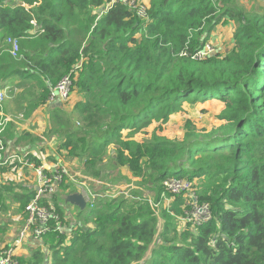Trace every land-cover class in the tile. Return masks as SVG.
<instances>
[{"label":"trees","instance_id":"obj_1","mask_svg":"<svg viewBox=\"0 0 264 264\" xmlns=\"http://www.w3.org/2000/svg\"><path fill=\"white\" fill-rule=\"evenodd\" d=\"M112 1L0 0V84L18 76L38 82L37 109L49 100L50 85L75 78L73 91L82 100L68 119L55 110L53 124L64 133L58 158L50 161L79 164L107 196L94 209L78 207L82 221H76L64 203L72 204L68 197L78 189L65 178L53 202L67 231L31 237L33 250L19 264H264V15L247 13L234 0H150L143 18ZM230 23L233 48L197 56L217 27ZM9 37L20 41L17 59ZM210 101L225 107L214 132L194 128L183 141L160 135L186 105ZM23 144L46 148L9 122L0 134V161L14 151L42 165ZM6 168L17 180L18 163ZM196 178L205 181L188 197L163 199L165 181ZM29 180L18 178V190L0 189L12 194L22 227L36 196ZM130 180L139 188L126 193L121 187ZM194 200L210 206L211 219L179 227ZM151 201L161 206L154 209Z\"/></svg>","mask_w":264,"mask_h":264},{"label":"rangeland","instance_id":"obj_2","mask_svg":"<svg viewBox=\"0 0 264 264\" xmlns=\"http://www.w3.org/2000/svg\"><path fill=\"white\" fill-rule=\"evenodd\" d=\"M235 7L242 8L247 13H258L260 15H264V0H234ZM140 3H143L147 7L150 6V0H139ZM235 25L233 23L230 24H221L217 27L216 31L212 34V38L210 42L208 43L209 47L212 49V53L215 54V52L219 51V54L221 56L226 55L234 45V39L233 35L235 33ZM2 36L0 35V41ZM217 50V51H216ZM215 51V52H214ZM210 54V53H209ZM14 79L18 80L21 87L18 90H14V96L12 95L11 87H8V93L6 100L3 104V109L7 108L9 111L10 105L13 106L14 111L19 112L17 115V118H11L13 115L9 111V114L11 115V119L14 120L15 125L19 129L27 128L28 130L32 128H37L36 133L39 135V140L46 143V151L45 152H38L39 155H42L43 163L47 164H53V162L50 161V159L58 158L57 151H56V144L59 143V140L62 139L61 135L64 133V131H60L59 128L53 124L52 117L53 113L52 111H40L39 114H37V119L39 121L36 122V118L34 119V111L36 110V105L39 103L37 92L39 91L38 88V82L23 79L21 77H13ZM3 87L7 88L4 83L1 84ZM7 88V89H8ZM82 100V97L77 93V91H72L70 99L67 103H59L62 106H64V109L60 114L64 116L66 119H68L69 114L72 113L75 104L77 101ZM49 103V102H48ZM16 107L15 108V105ZM31 104L33 105V108L31 110V119L26 123L22 124V121H24L25 113H26V107ZM53 104V103H50ZM25 109V110H24ZM186 111L180 113L177 116H174L171 121L164 127L165 130L160 135L162 137H165L169 140L174 141H183L185 133L189 130H193L194 128L197 130H201L204 134H209L214 132L219 126L223 124L222 116L223 112L225 110L224 104L220 101H210L204 104H196V105H186L185 106ZM13 111V110H12ZM187 121H190L192 124L188 125ZM74 124L77 127H80L79 121H74ZM29 127V128H28ZM24 132V131H23ZM20 135H22V131L19 132ZM41 137V138H40ZM202 140V139H201ZM25 152V151H23ZM15 152L12 151V154ZM62 166H65L69 173L75 178V181L77 183H83L85 186H83L86 189H93L92 183L95 182L92 178H87L86 176L82 175L83 167H81L79 164H71L70 161H68L66 158H59ZM109 160V159H108ZM107 160V161H108ZM31 162V161H30ZM49 162V163H48ZM142 163H147V159H142ZM32 163V162H31ZM1 167H4L5 173L2 172L3 169H0V189L5 185L9 186L10 184H13L14 188L18 190V187H20L18 183V173L17 180L15 179L14 175H11V170H9L7 165L8 163L1 162ZM108 168H111L110 165H107ZM8 170V171H7ZM21 170H17L19 172ZM22 172V171H21ZM74 173V174H72ZM31 178V176H30ZM121 181L124 182L125 175L120 176ZM30 181V180H29ZM202 181H205L204 178L198 179L196 178L195 181H192L193 189L194 185H198V183H201ZM126 185H131L127 187H121V189L126 190V193H128V189L131 188H139L137 185L136 180H130L125 182ZM75 185V184H73ZM16 186V187H15ZM136 187V188H135ZM144 190L147 191V188L142 187ZM1 191V198H0V236L6 235L9 238H13L12 235L17 234V230H19L23 223V213L19 211L18 206L14 205L12 203V194L8 192ZM79 190H78V192ZM82 193V191H81ZM98 193V192H97ZM191 195V194H189ZM186 194V196H189ZM64 203V202H63ZM171 202L168 200L167 205H170ZM64 206L66 207V211L69 215L73 216V219L75 217L77 218V215L79 214V209L75 205L64 203ZM76 221H82L80 219H75ZM74 220V223L76 222ZM83 223V222H82ZM179 227H185L183 225V221L179 219ZM91 226V224H90ZM0 243L2 245L5 244L2 240H0ZM30 245H23L21 247V250L19 249L18 255L24 256L28 258L30 255L29 253L32 251Z\"/></svg>","mask_w":264,"mask_h":264},{"label":"built area","instance_id":"obj_3","mask_svg":"<svg viewBox=\"0 0 264 264\" xmlns=\"http://www.w3.org/2000/svg\"><path fill=\"white\" fill-rule=\"evenodd\" d=\"M116 2H122L130 8L137 10L139 15L143 18L147 17V7L142 5L139 0H113L112 4ZM23 7L26 8L25 6ZM109 8L110 5L106 10H109ZM5 42L9 46V53L11 56L17 59L20 52V41L16 38L9 37ZM211 51L212 49L207 46L206 51L204 53H199L197 56L205 57L209 55V53L212 54ZM76 69H79V67ZM74 83L75 78L69 75L64 77L57 85H50L48 102L67 103L73 91ZM7 93L8 89L0 84V116L2 118L0 123V134L4 131L5 126L9 122L13 123V120L3 112V104L6 100ZM2 150L4 151V149ZM1 162L8 163V165L14 162L18 163V170L22 171L17 172L19 178L25 181L28 179L33 180V188L36 191V196L25 209L27 218L25 225L18 232L16 243L9 245V247L0 244V264H19L17 260L19 257V249L21 250L23 245L28 244L29 239H32L31 237L37 240L49 233H65L67 231L65 223L57 211V206L53 202L54 195L57 193V187L61 186L65 178H70L71 182L75 184L74 186L79 190L80 194L83 195L90 209H94L100 201L107 198V196L103 195L101 192L97 193L94 186L93 189L88 190L83 187L85 184L77 183L75 178L69 173V170L61 164L43 163L40 166H36L29 160L24 159L22 155L18 153L12 154V152L4 155L0 161V167L2 165ZM92 185H98V183L95 181ZM163 186L165 191L163 199L165 201H167L165 198L167 193L177 196L184 193L191 194L194 190L193 184L187 180L165 181ZM44 201L48 202V204L45 205ZM151 204L154 209H158L161 206V203L154 204L153 201H151ZM189 205V211H187L185 217L181 219L183 224L201 225L211 219L210 206L208 204L201 205L197 200H194Z\"/></svg>","mask_w":264,"mask_h":264},{"label":"crops","instance_id":"obj_4","mask_svg":"<svg viewBox=\"0 0 264 264\" xmlns=\"http://www.w3.org/2000/svg\"><path fill=\"white\" fill-rule=\"evenodd\" d=\"M0 45H4V43H3V40H1L0 41ZM4 85L8 88V87H11V90H12V95L14 96V90H18V89H20L21 87H19L20 86V83H19V81L18 80H16V79H14L13 77L12 78H10L9 80H8V82H4ZM8 90H9V88H8ZM37 95H38V99H39V94L37 93ZM15 106V108H17L16 107V104L14 105ZM58 109H60V110H62V109H64V106H62L61 104H59V103H53V104H50V103H48V101H47V103L45 104V105H42L41 107H39V108H37L35 111H34V116H33V118L35 119L36 117H37V114H39L40 113V111H52V113L53 112H55V110H58ZM5 110V109H4ZM6 110L7 111H3L4 112V114L5 115H7L8 117L10 116L11 117V115L9 114V111L11 112V114L13 115L11 118H17V115L16 114H19V112H16V111H14V109H13V106L12 105H10V108H9V111H8V109L6 108ZM13 110V111H12ZM6 112V113H5ZM56 112H58V111H56ZM54 114V113H53ZM9 117V118H10ZM31 119V117H28V118H25L24 117V121H22V124H26L29 120ZM36 120V122L37 121H39L37 118L35 119ZM13 123L15 124V122H14V120H13ZM29 128V127H28ZM17 130L19 131V132H21L22 131V133H23V131L24 132H29V133H31L33 136H35V137H37V138H39V135L36 133V131H37V128H32V129H30V130H28L26 127L25 128H23V129H19V128H17ZM41 138V137H40ZM23 146H25V147H28V150H30L29 152L31 153V154H33L34 156L36 155V157L38 156L40 159H41V161L43 162V158H42V155H39L38 154V152H41V150H42V152H45L46 150H43L44 148V145H42V146H30V145H26V144H23ZM30 147H33V148H30ZM46 149V148H45ZM72 174H74V173H72ZM29 175V174H28ZM30 176V175H29ZM22 227V226H21ZM21 229V228H20ZM19 229V230H20ZM19 230H17L18 232H19ZM18 232H17V234L16 235H12V237L13 238H9V237H7V234L4 236V235H2V236H0V240H2L3 242H6V243H10L11 241H12V239L14 240L15 238H16V236H18ZM12 243V242H11Z\"/></svg>","mask_w":264,"mask_h":264},{"label":"water","instance_id":"obj_5","mask_svg":"<svg viewBox=\"0 0 264 264\" xmlns=\"http://www.w3.org/2000/svg\"><path fill=\"white\" fill-rule=\"evenodd\" d=\"M68 201L74 204L76 207H79L81 210H85L87 208V203L83 197V195L79 193L72 194L68 197Z\"/></svg>","mask_w":264,"mask_h":264}]
</instances>
